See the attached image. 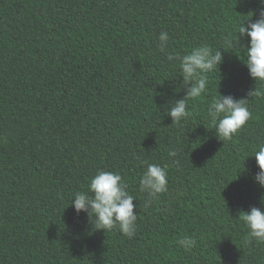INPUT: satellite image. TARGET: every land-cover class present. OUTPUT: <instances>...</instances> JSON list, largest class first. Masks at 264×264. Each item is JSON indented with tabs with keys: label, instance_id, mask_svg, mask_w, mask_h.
I'll use <instances>...</instances> for the list:
<instances>
[{
	"label": "trees",
	"instance_id": "obj_1",
	"mask_svg": "<svg viewBox=\"0 0 264 264\" xmlns=\"http://www.w3.org/2000/svg\"><path fill=\"white\" fill-rule=\"evenodd\" d=\"M260 0H0V264H264L241 211L264 207L253 156L264 146V82L241 39ZM161 32L168 41L161 46ZM207 44L223 63L208 91L184 98L178 60ZM239 57V58H238ZM245 101L251 119L230 141L207 116L215 96ZM175 151L176 156L169 155ZM148 164L165 167L168 192L149 206ZM98 171L121 175L137 228L94 230L70 204ZM194 239L189 251L178 241Z\"/></svg>",
	"mask_w": 264,
	"mask_h": 264
},
{
	"label": "clouds",
	"instance_id": "obj_2",
	"mask_svg": "<svg viewBox=\"0 0 264 264\" xmlns=\"http://www.w3.org/2000/svg\"><path fill=\"white\" fill-rule=\"evenodd\" d=\"M264 5V0H260ZM246 19L239 24L237 35L229 36L226 44L229 48L238 49L241 39L248 38L245 47V59L243 63L249 71L250 77L256 82H264V8L259 10V16L254 21ZM168 33L161 32L159 41L161 46L168 41ZM222 49L202 44L193 48L187 54L181 56L169 55L168 60H178L179 68L183 78L182 87L186 88L184 98L176 100L167 115L172 118V124H181L187 120L189 111L187 99H196L208 91L207 73L213 72L223 63ZM239 58V57H238ZM252 95H264L256 90L248 93ZM247 99H235L231 95L215 96L208 108L207 116L213 125L216 136L222 141H230L251 119L245 101ZM175 157L176 152L169 153ZM259 171L254 180L261 188H264V146L253 155ZM127 185L118 173L110 171H98L90 178L87 192H77L71 201L77 215L84 212L94 226V230L111 231L118 229L123 235L131 238L135 235L137 228V213L134 211V197L126 190ZM139 190L146 193L148 200L145 206H149L153 200L159 198V194L168 192V174L165 167L158 164H148L146 171L140 177ZM264 205V196L261 197ZM239 219L243 221L248 229V236L258 243H264V207H252L250 211H241ZM180 247L185 251L191 250L195 241L185 236L178 241Z\"/></svg>",
	"mask_w": 264,
	"mask_h": 264
}]
</instances>
